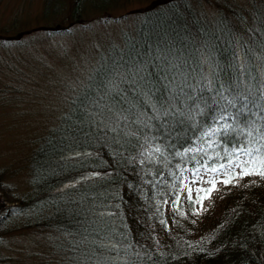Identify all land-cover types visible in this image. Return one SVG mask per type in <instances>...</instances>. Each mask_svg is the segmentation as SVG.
<instances>
[{
    "label": "trees",
    "instance_id": "trees-1",
    "mask_svg": "<svg viewBox=\"0 0 264 264\" xmlns=\"http://www.w3.org/2000/svg\"><path fill=\"white\" fill-rule=\"evenodd\" d=\"M114 1L72 0L70 17L77 22L86 10L105 9ZM226 7L211 18L191 0H155L144 7L132 29L121 31L119 42L96 57L65 112L38 138L29 160V190L13 211L33 219L27 223L32 227L49 229L57 237L52 250L66 262L92 264L95 253L116 264H264V176L230 173L227 189L199 212L200 202L178 200L181 171L228 162L223 144L176 156L201 142L190 127L173 121L177 134L160 141L164 155L155 154L149 162L140 155L139 124L130 119L113 132L101 124L108 121L107 111L97 115L98 104L113 102L100 98L117 63L130 62L137 53L155 55L162 49L179 65L174 72L194 81L215 70L218 82L231 83L241 76L236 54L243 51V79L248 80L250 70L256 81L249 82L259 81L256 56L264 54V2ZM137 112L152 115L139 102L129 115ZM115 123L113 118L109 127ZM100 213L113 215L101 220ZM107 238L121 242L119 255L96 247Z\"/></svg>",
    "mask_w": 264,
    "mask_h": 264
},
{
    "label": "rangeland",
    "instance_id": "rangeland-1",
    "mask_svg": "<svg viewBox=\"0 0 264 264\" xmlns=\"http://www.w3.org/2000/svg\"><path fill=\"white\" fill-rule=\"evenodd\" d=\"M191 1L211 18L226 6L245 8L253 0ZM71 2L0 0V264H71L52 250L57 237L49 229L32 227L27 223L33 219L13 211L29 190L32 149L65 112L96 57L119 42L121 31L132 29L139 11L155 0H115L105 9L86 10L77 22L70 17ZM248 159L234 156L233 166L222 163L225 167L215 173L206 169L221 164L184 167L178 200L189 199L191 188V199L204 197L201 212L227 189L223 181L230 173L242 175L235 165ZM196 168L202 180L193 182ZM212 180L216 185L211 193H197L198 188H212Z\"/></svg>",
    "mask_w": 264,
    "mask_h": 264
},
{
    "label": "snow or ice",
    "instance_id": "snow-or-ice-1",
    "mask_svg": "<svg viewBox=\"0 0 264 264\" xmlns=\"http://www.w3.org/2000/svg\"><path fill=\"white\" fill-rule=\"evenodd\" d=\"M261 47L264 49V45ZM236 58L241 60L238 66L241 76L229 83L218 82L215 70L194 81L184 73L174 72L179 65L164 55L162 49L155 55L151 52L137 53L130 62L117 63L104 86V95L100 99L113 102L97 105L101 109L97 115L103 114L105 110L108 113V121H101V124L113 132L117 131L121 122L130 119L133 123L139 124L140 135L144 140L140 155L146 156L150 162L155 154L164 155V145L160 141L165 138L171 139L177 134L173 124L175 121L190 127L196 134V139L201 142L200 147L185 148L183 151H177L176 156H184L190 151L205 152L206 149L203 147L205 144L208 148L223 144L229 166H233V156L239 161V154H243L249 159L235 165L242 168V175L264 176V171L261 170L264 168V54L256 56L260 62L257 65L260 80L256 83L249 82L256 81L250 70L248 80L243 79L247 68L243 51H238ZM116 97L120 99L116 100ZM137 102L150 109L152 115L137 112L130 116ZM205 117L208 119L205 120ZM113 118L116 123L109 127ZM144 129L148 131L145 132ZM131 135L136 136L137 133L132 132ZM216 155L219 156V153ZM208 159L211 160L212 157ZM144 162L143 159L140 161L141 164ZM249 164L255 167L249 170L247 167ZM224 167L225 165L221 164L219 168L211 167L206 170L215 173ZM199 172V168L194 170L193 182L197 179L202 180ZM232 178L229 174V179L223 183H230ZM211 184L212 188H198L197 193L205 195L211 193L216 181L212 180ZM187 191L191 199L192 189L188 188ZM203 198L198 196L197 203ZM178 202L177 200L174 203ZM99 215L102 220L105 215L113 214ZM96 247L107 249L109 252L115 251L117 255L123 250L121 242L111 238L101 240ZM93 257L92 264H116L115 260L110 262L102 254L93 253ZM124 264H129V261H124Z\"/></svg>",
    "mask_w": 264,
    "mask_h": 264
}]
</instances>
